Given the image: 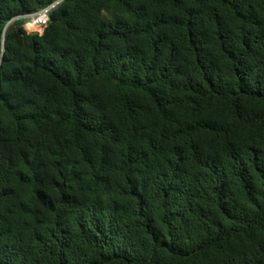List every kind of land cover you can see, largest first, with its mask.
Segmentation results:
<instances>
[{"label":"trees","instance_id":"16d2710c","mask_svg":"<svg viewBox=\"0 0 264 264\" xmlns=\"http://www.w3.org/2000/svg\"><path fill=\"white\" fill-rule=\"evenodd\" d=\"M0 264H264V0H0Z\"/></svg>","mask_w":264,"mask_h":264},{"label":"built area","instance_id":"2783aa9c","mask_svg":"<svg viewBox=\"0 0 264 264\" xmlns=\"http://www.w3.org/2000/svg\"><path fill=\"white\" fill-rule=\"evenodd\" d=\"M56 6V4H53L47 8H43L39 10L38 12L31 13L25 16H21L20 18L24 20L23 29L25 30V25L28 23H31L32 28L29 31H26L27 33H39L41 34L43 32V29L46 28L48 22H50V13L53 10V8Z\"/></svg>","mask_w":264,"mask_h":264},{"label":"clouds","instance_id":"9594fccd","mask_svg":"<svg viewBox=\"0 0 264 264\" xmlns=\"http://www.w3.org/2000/svg\"><path fill=\"white\" fill-rule=\"evenodd\" d=\"M29 25H31V23H28V24H26V25L24 26L26 31H29V30L32 28V27L30 28ZM41 34H42V33H41Z\"/></svg>","mask_w":264,"mask_h":264},{"label":"snow or ice","instance_id":"6c2138e0","mask_svg":"<svg viewBox=\"0 0 264 264\" xmlns=\"http://www.w3.org/2000/svg\"><path fill=\"white\" fill-rule=\"evenodd\" d=\"M29 27L31 28V27H32V25H29Z\"/></svg>","mask_w":264,"mask_h":264}]
</instances>
